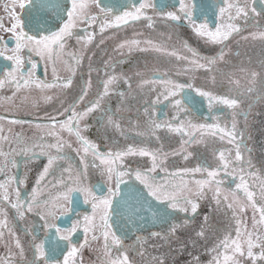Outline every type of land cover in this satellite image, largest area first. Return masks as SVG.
<instances>
[{
  "label": "snow or ice",
  "instance_id": "snow-or-ice-1",
  "mask_svg": "<svg viewBox=\"0 0 264 264\" xmlns=\"http://www.w3.org/2000/svg\"><path fill=\"white\" fill-rule=\"evenodd\" d=\"M178 3L177 10L167 11L166 0H161L160 3H157V0H138V3L125 7L119 14H116L112 7L103 4L102 0H11V4H5L10 26L5 27L3 17H0V30L11 33V40L15 45L9 48L10 41L0 37V57L12 62L11 66L0 69V89L6 85L14 88L12 97L5 99H13L21 90H28L33 86L41 90L51 88L57 83L64 88L71 87L76 68H71L72 75L63 79L57 77L53 83H49L35 77V61H32L30 68L25 67L26 60H31V57H25L22 53L27 49L53 61L56 55L65 53L69 61H74L75 66L79 67L85 58L87 47L96 37V32L89 29L96 26L99 28V34L103 36L108 29H119L141 19L148 21V27H154V16L176 24L186 21L196 36L204 38L206 42L220 44L221 48L214 56H202L179 38V48L177 44L171 43L172 34H160V40L126 39L116 45L117 51L126 49L128 54L134 51L154 52L184 65L177 69V79H172L168 72L159 70L152 73L151 79H143L142 72L135 73V76L140 78L138 89L147 88L156 93L153 101L145 102L150 107L143 108L147 117L146 127L139 130L136 125L138 130L135 134L148 140L154 139L159 144L155 149L148 144H129L122 149L110 148L102 152L98 144L84 135V131L89 127L87 118L97 111L101 114L99 119L102 124L106 117L108 125L120 128V123L104 101L106 97L114 94L121 97V103L125 102L127 94L117 88L123 82L131 91L132 77L124 73L117 75V61L111 59L104 64L106 78L101 81L102 89L97 92L95 98L87 99L92 86L93 71L89 57V79L84 82L76 99L66 106L61 103L54 114L45 113L42 118L44 122L11 121L20 124L34 123L35 127L45 129L44 135L36 137V140L52 138L55 142H33L29 145L25 144L22 134H17L16 143L24 144V147L19 150H6V146L12 141L9 136L0 135V173H5L9 164L18 167L15 159L18 155H23L27 162L37 158L39 149V154L47 157V164L37 174L28 196L21 195L20 187L25 184L26 177L18 178L12 175L0 181V242H3L6 248L5 254L0 256V264H83V250L101 238L102 251L98 250L100 264H135L129 258L130 250L136 251L143 264H166L168 253L153 255L148 252L149 239L162 241V246L168 247L169 252H175L177 256L187 251L189 242L195 247L199 240L206 241L211 227V218L207 213L203 214L201 224L189 240L179 239L177 233L189 226L191 220L199 214L201 201L208 192L212 193L210 199L214 201L215 209L219 210L223 206L231 210L232 223L216 238L211 248L205 247V252L211 256L207 264H264V175H257L251 156L245 155L250 153L251 149L247 148L245 132L238 128L236 119L237 116L243 115L247 126V117L254 103L264 101V78H261L264 73L241 67L239 71L246 73L243 84L241 79L236 78L235 72L228 73L229 91H234L235 95H214L212 91L193 88L191 83H180L178 79L182 73L198 69L216 72L219 63L227 64L229 49L226 42L234 33L240 34L244 31L241 24L235 21L239 20L247 25L250 19L255 21L257 17L264 15V0H259V10L256 6L257 0H222V3L215 6H201L200 16L203 19L200 22L196 15V0L189 3L178 0ZM93 5L99 10L96 14L89 12ZM212 7L218 10L221 20L214 27L209 26L207 18V12ZM149 10L154 16L148 15ZM225 17L228 23L223 22ZM81 23L86 27L80 31L87 32V36L77 34ZM73 37L77 43H84L83 52L66 50L68 40ZM242 39L264 43V29L251 32ZM99 43L103 44L104 39ZM260 66L264 68V61ZM53 71L55 72V68ZM212 80L215 83V76ZM189 90H194L199 97L206 98L209 110L214 105L229 108L231 121L221 125L219 121L222 117L217 115L213 123H193L196 98ZM52 99L50 96L44 97L46 102ZM243 100L250 101L249 111L241 109ZM165 101L174 110V115L171 119L160 120L156 109ZM4 119L6 117L0 116V120ZM161 129L180 135L179 149L165 151L157 135V131ZM2 131L0 128V133ZM62 132H67L69 136L74 135L81 146L75 149L78 153L82 150L84 154L80 157L84 162L83 167L78 172H74L71 166L64 168L58 163L70 160L65 148L72 147L69 141L64 140ZM209 136L218 137L220 141L232 145V148L217 149L213 152L216 161L214 166L205 160L193 168L167 167L169 157L180 156L187 161L193 156L188 147L204 143ZM130 156L149 158L150 167L133 168L127 165L125 158ZM86 157H90L91 166L98 169L105 178L108 184L106 192L100 184L89 186L85 183L89 167ZM196 174H200L202 178L196 179ZM158 176L161 178L157 179ZM225 177L234 178L238 182L234 187L225 186ZM12 183L17 185L14 189V200L9 191ZM240 195L244 197L243 201ZM81 196L85 204L91 205V215L83 214L81 217L80 213H76L78 218L69 226L62 227L58 223L60 217L74 212V205L79 203ZM248 208L252 210L251 229L245 216ZM8 209L14 210L17 220H23L34 211L42 220V239L36 234V226L23 229L25 234L30 236V260L26 258V248L21 237L14 231L15 224L9 220ZM176 213H184L187 218L178 223L174 220ZM165 225L167 227H163ZM148 226H160L162 230L150 231L147 236L138 234ZM80 231L84 234L83 242H74V235ZM130 234L136 235V239L132 245H126L124 241ZM8 237L12 238L11 241ZM173 242L177 244L175 249L171 247ZM13 244L17 249L16 253L11 251ZM189 255L191 260L188 264H202L198 255Z\"/></svg>",
  "mask_w": 264,
  "mask_h": 264
},
{
  "label": "flooded vegetation",
  "instance_id": "flooded-vegetation-1",
  "mask_svg": "<svg viewBox=\"0 0 264 264\" xmlns=\"http://www.w3.org/2000/svg\"><path fill=\"white\" fill-rule=\"evenodd\" d=\"M161 0H157V3H160ZM168 4L167 11H175L179 7L178 0H166ZM186 3L191 2V0H185ZM232 2V0H229ZM102 3L112 7L115 10L116 14H119L125 7H130L133 3H138V0H102ZM222 3V0H196L197 9L196 15L198 18V22L202 21V17L200 16V8L201 6L207 7L209 5L215 6ZM5 4H11V0H0V17H3V23L5 27L10 26V21L8 19L7 12L5 10ZM259 10V0H257L256 4ZM19 11V9H17ZM99 10L93 5L89 12L90 14H96ZM148 15H153V12L149 10ZM207 18L209 20V26L214 27L215 24L220 23L221 20L218 16V10L215 7H212L207 12ZM154 27H148V21L145 19H141L135 23H129L127 26H122L119 29H108L101 36L99 34L98 26L94 28H90L89 31L96 32V37L93 40L92 44L87 47V51L85 54V58L82 61L79 67L75 66L74 61H69L67 55L65 53H60L55 56L53 59H49L47 56L40 57L34 52H30L25 49L22 55L25 57H31V60H26L25 67L30 68L32 61L37 63V67L34 70L35 77L44 80L49 83H53L54 80L58 78H65L72 75L71 68H76V74L73 77L72 86L69 88H64L59 86V84H54L53 87L41 90L36 87H31L28 90H21V92L17 93V96L13 99H5L7 97H12V92L14 88L12 86H5L0 89V116L6 117L4 120H0V128L3 129V132L0 135L9 136L12 143L6 146L7 148H14L19 150L24 147V144L16 143L15 137L17 134H22L24 138L25 144H32L33 142L38 144L44 143H54V139L45 138L44 140H36V137L43 136L45 133L44 128L35 127L34 123H12L13 120L20 121H38L44 122L42 120L45 113L54 114L55 109L60 106L61 103H64L65 106L71 103L74 99H76L80 90L83 87L85 81L89 79V57H91V64L93 71L91 73V81L92 86L89 89L87 99L95 98L97 92L102 89L101 81L105 79L104 74V64L109 59L113 61H117L115 66V73L117 75L124 73L132 77V89L131 91L128 89L127 85L121 82L118 85V91H124L127 94V98L125 102L121 103V97L118 95H110L105 98L104 104L111 109V112L114 114V118L120 123V128L117 129L111 125L107 124V118L105 117V121L102 124L100 117V112L97 111L90 115L87 118V123L89 125L88 129L84 131V135H86L90 140L99 145L100 151L106 152L110 148L112 150L122 149L129 144L135 145H143L148 144L151 148L155 149L159 147L158 143L153 140H148L147 138L137 136L135 133L138 130L135 126L138 125L139 130H143L146 127L147 117L143 112L144 107H150V105L146 104V101H153L155 99V92L149 91L147 88L140 90L137 88L139 84L140 78L135 76L136 72L143 73V79H151L152 73L154 71L159 70V72L163 71L162 67L155 68L153 71H149L147 67L148 62H153L154 58L163 59V55H158L154 52H139L134 51L131 54L127 53V50H116V45L126 39L132 38H153L155 40H160V34H172L171 43L177 44L179 48V40L186 41L193 48H195L199 53L202 52L203 46L206 45L207 49H211L209 53H213L214 55L220 51L221 45L214 44L210 42H206L204 38H200L196 36L192 29L188 26L186 21H181L179 24L173 23L171 21H162L159 17L154 16ZM224 23H228L227 18H224ZM236 23H240L241 27L244 28V31L240 34H233L232 37L226 42L228 45L229 51H234L235 55H238V51L245 50V53L250 54L251 49H262L264 48V43L255 42L256 40L252 39H242L244 36H248L249 33L255 32L261 28L264 29V15L257 17L255 21L252 19L249 20L247 25H244L242 21H235ZM86 27L83 23L80 24L77 29V34L81 36H87V32L80 31V29ZM0 37H2L5 41L9 42V48L14 47V41L11 40V33L0 30ZM104 39V43L100 44L99 41ZM84 43H77L75 37L68 40L66 45L67 51H84ZM94 53V55H93ZM11 54V53H8ZM12 62L5 60L3 57H0V69H4L8 66H11ZM55 68V72L53 69ZM111 71V69L109 70ZM168 78V77H165ZM182 83H189L188 78L178 77ZM193 85V84H192ZM193 88H197L196 85H193ZM194 92V90H192ZM195 93V92H194ZM196 94V93H195ZM232 94V93H230ZM226 94V95H230ZM45 96H50L53 99L51 101L46 102L44 100ZM205 109L204 114L199 113V109L197 104L195 105V115L192 117L193 123H213L214 117L220 115L222 118L219 121L221 125H224L231 121L232 115L231 110L226 106L214 105V107L209 110L207 105L206 98H203ZM242 110L249 111L248 107L245 104H242ZM119 109V111H117ZM157 112L159 113L160 120L171 119L174 115V110L168 105V102H162L157 106ZM166 114V115H165ZM250 114V111H249ZM230 116L228 118L227 116ZM237 119V117H236ZM242 121H238L239 123L244 122L245 117L243 116ZM83 121L81 125H83ZM254 123L251 122V127H253ZM245 134L247 130L243 129ZM242 131V130H241ZM123 132V134H122ZM64 140H67L71 143V149L67 147L65 150L69 153L70 160L69 161H59L64 168H68L71 166L76 171H79L83 167V163L80 157L83 154L81 150L79 153L75 151V149L80 148L79 142L76 140L75 136H69L67 132H62ZM157 135L160 137L161 142L171 141L176 139V133H169L164 129L158 130ZM228 144L225 141H220L217 138L206 137L204 143L191 145L188 147V151L190 150L192 153L197 154L199 157L201 155L202 159L207 161L209 164L215 165L216 161L213 156V152L217 149H222L223 144ZM251 147V146H250ZM249 148V145H248ZM165 151L167 150L166 146L164 147ZM201 152V155L199 154ZM37 158H33L32 160H27L23 155H18L15 157L18 167H14L9 164L5 170V173H0V181H3L6 176H17L18 178H25L26 182L21 187V195L28 196L31 192L32 187L34 186V180L37 174L42 170L43 166L47 164V157L39 154V149H37ZM55 155V152L52 153ZM207 159H206V156ZM2 159V158H0ZM85 160L89 161V167L87 168L85 183L89 186L100 184L103 186L104 191L106 192L108 184L105 182V178L101 176L100 171L90 164V157H86ZM170 162L168 160L167 167L171 169L169 166ZM202 160L199 161L201 163ZM125 163L133 168L135 167H150V160L147 157H127L125 158ZM176 166L172 167L175 169ZM163 174L161 173V176ZM161 176H158L157 179H160ZM232 182V180H231ZM231 182L225 181V186H229ZM236 182H238L236 180ZM17 185L12 183L9 186V191L12 194L13 200L14 189ZM47 191V189H45ZM99 194V193H98ZM239 195V194H238ZM241 196V195H240ZM242 197V196H241ZM203 210L200 209L199 214L191 220L190 225L184 229H181L180 232L177 233L179 239L181 240H189L188 232H193L197 229L199 224V219H202L204 213ZM76 213H80L81 217L83 214L91 215V205L85 204L83 202V197L81 196L79 203L74 205V212L69 213L66 216L60 217L58 223L62 227H67L70 223L77 219ZM182 214V213H180ZM184 214V213H183ZM59 216L60 214L57 213ZM180 216V215H179ZM8 217L11 223L15 224L14 231L21 237L22 242L26 248V258H32L31 248L28 246V241L30 236L26 235L23 229L25 227L31 229L33 226H36V234L42 239L43 238V230L41 229L42 220L41 218L35 214V211L31 214H28L23 220H17L15 218L14 210L8 209ZM2 218V217H0ZM187 217L180 216L177 219H174L176 222H182ZM163 227H167L166 225ZM162 228L160 226H148L146 227L139 235L147 236L150 231H160ZM11 241V237L7 238ZM136 239V235L130 234L128 238L124 241L126 245H132ZM74 242L82 243L84 240V234L82 231L77 232L73 237ZM103 240L101 238L98 242H92L89 247H86L82 253L83 264H100V260L98 259L99 251H102ZM156 245V248L152 246ZM163 242L158 239H149L147 244L148 252L153 255H158L162 253H168L166 264H188L191 260V256L189 253L193 255L202 256V252H205V246L199 245L196 243L195 247L191 246V242H189L187 246V251H185L182 255H176L175 252H169L168 247L162 246ZM171 247L175 249L177 244L175 242L172 243ZM11 251L13 253L17 252L14 244L11 245ZM6 252V248L3 242H0V256L4 255ZM129 258L135 262V264H143L141 258L137 255L136 251H129ZM203 264L204 261L201 259Z\"/></svg>",
  "mask_w": 264,
  "mask_h": 264
},
{
  "label": "rangeland",
  "instance_id": "rangeland-1",
  "mask_svg": "<svg viewBox=\"0 0 264 264\" xmlns=\"http://www.w3.org/2000/svg\"><path fill=\"white\" fill-rule=\"evenodd\" d=\"M255 42L259 43L261 41L256 40ZM205 44L207 45V43ZM206 45L203 46L202 52H200V54L202 56H214L213 53H209L211 49H207ZM248 51H252V53L247 54L245 53V50H240L238 51V55H235L234 51H229V54L226 56V60L228 61V63L227 64L223 62L219 63L218 70L216 72H208V71H205L204 69H198L195 71H189L187 73H182L179 77L188 78L189 83L196 85L197 88H201L206 91H212L214 95H226L227 93L230 94L229 84L227 83L228 73L235 72L236 78L241 79L242 84L245 83L246 73H242L239 71L241 67L252 70V71H256L258 73H264V68H261L260 66L261 62L264 61V48L251 49V50H247L246 52ZM249 61L251 62L249 63ZM147 67L149 68V71H153L155 68L162 67L163 71L168 72L170 74V78L177 79V76L175 75V73L178 68H182L184 67V65L180 62H177L173 58L164 56L163 59L154 58L153 62L147 63ZM213 76H215L216 78L215 83H213V80H212ZM261 78H264V77H261ZM179 82L182 83L180 80ZM231 93L232 94L230 95H235L234 91ZM249 102H250L249 100H243L242 104H245V106L248 107ZM242 104H241V107H242ZM227 117L230 118L229 115ZM242 118H243V115L237 116V119H239V121H242L243 120ZM251 122L254 123L253 127H251ZM239 127H240V130L242 131H244L243 129L247 130L245 134V144L247 148L249 145V149H251V152L246 153L245 155L251 156L252 164L254 165V170L257 172V175H264V101H259V102L254 103L253 107L250 110V114L247 117V126H245V119H244L243 124L239 123ZM175 136H176V139H173L167 142L165 141L162 142L164 147L166 146L167 148L166 152H170L174 149H179L181 137L178 133H176ZM194 145L195 144H193V146ZM228 148H232V145L223 144V147L221 150H225ZM199 154L201 155V152ZM202 156L203 155L199 157L197 154L193 153V156L190 157L187 161H185L180 156L169 157V161H172L170 162L169 166L171 167V169L174 166H176V168H184V167L193 168L197 164H199L200 160L204 161L202 159ZM206 159H207V156H206ZM72 170L74 172H78L73 168ZM195 178L200 179L202 177L200 174H196ZM185 179H191V178L185 177ZM224 179L227 182H231L232 180L230 185L234 187V184L236 183V180L234 178L225 177ZM228 194L230 195V193ZM211 196H212L211 192H208L206 194L205 198L201 201L200 209L203 210L202 213H207L211 218L210 219L211 227L208 233H211L213 237L211 238V235L207 234L206 241L204 239H201L197 242V244L203 245V246L206 245V247L208 248L212 247V245L215 243L216 238L221 236L223 231L232 223L230 219L231 210L224 208L223 206L219 210L215 209L214 201L210 199ZM241 196H240V199L243 201L244 197L243 196L241 197ZM245 216L247 218L248 227L249 229H251V224H252L251 208L247 209ZM201 221L202 219H199V224L197 226V229L199 225L201 224ZM187 234H188L187 239H189L190 237L194 235V231L188 232ZM202 253H203L202 256H199L201 259L205 258V256H208L207 252H202Z\"/></svg>",
  "mask_w": 264,
  "mask_h": 264
},
{
  "label": "water",
  "instance_id": "water-1",
  "mask_svg": "<svg viewBox=\"0 0 264 264\" xmlns=\"http://www.w3.org/2000/svg\"><path fill=\"white\" fill-rule=\"evenodd\" d=\"M190 92H191V95L192 96H194L195 98H196V104H197V107H198V109H199V113H201V114H204V111L202 110L203 108L205 109V106H204V103H203V101H204V99L203 98H201V97H199L197 94H195L192 90H189ZM195 110V109H194ZM195 111H197V110H195ZM184 216V217H186V215L185 214H180V213H176L175 214V216H174V219H177V218H179L180 216Z\"/></svg>",
  "mask_w": 264,
  "mask_h": 264
},
{
  "label": "trees",
  "instance_id": "trees-1",
  "mask_svg": "<svg viewBox=\"0 0 264 264\" xmlns=\"http://www.w3.org/2000/svg\"><path fill=\"white\" fill-rule=\"evenodd\" d=\"M208 234L211 235V238L213 237L211 233H208ZM202 259H203L202 261H204L203 264H205V263H207V261H209L211 259V256L208 254V256H205V258H202Z\"/></svg>",
  "mask_w": 264,
  "mask_h": 264
}]
</instances>
